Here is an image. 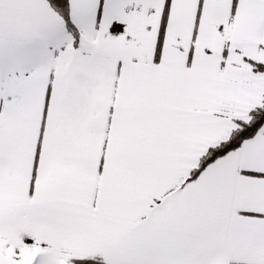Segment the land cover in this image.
Here are the masks:
<instances>
[{
  "label": "snow or ice",
  "instance_id": "obj_1",
  "mask_svg": "<svg viewBox=\"0 0 264 264\" xmlns=\"http://www.w3.org/2000/svg\"><path fill=\"white\" fill-rule=\"evenodd\" d=\"M0 264H264V0H0Z\"/></svg>",
  "mask_w": 264,
  "mask_h": 264
}]
</instances>
